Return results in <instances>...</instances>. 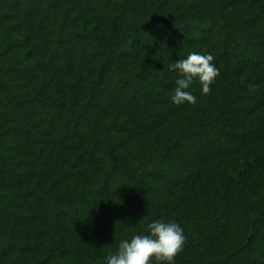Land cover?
<instances>
[{
    "label": "trees",
    "instance_id": "trees-1",
    "mask_svg": "<svg viewBox=\"0 0 264 264\" xmlns=\"http://www.w3.org/2000/svg\"><path fill=\"white\" fill-rule=\"evenodd\" d=\"M191 52L219 75L177 106ZM157 220L174 264H264V0H0V264H107Z\"/></svg>",
    "mask_w": 264,
    "mask_h": 264
},
{
    "label": "clouds",
    "instance_id": "clouds-1",
    "mask_svg": "<svg viewBox=\"0 0 264 264\" xmlns=\"http://www.w3.org/2000/svg\"><path fill=\"white\" fill-rule=\"evenodd\" d=\"M211 54L191 52L184 59L169 65L170 71L178 73L171 96L174 105H194L197 98L188 89L198 82L203 95L211 91V85L219 75ZM148 235H135L119 243L115 254L107 256V264H150L155 259L159 264H174L175 257L183 250V228L175 222L157 220L147 225Z\"/></svg>",
    "mask_w": 264,
    "mask_h": 264
}]
</instances>
